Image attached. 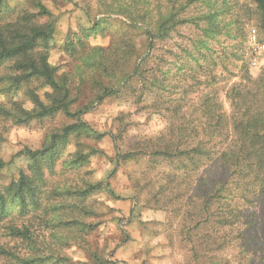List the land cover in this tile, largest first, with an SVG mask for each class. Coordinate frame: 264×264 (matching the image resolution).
I'll return each mask as SVG.
<instances>
[{
  "label": "rangeland",
  "instance_id": "374dc122",
  "mask_svg": "<svg viewBox=\"0 0 264 264\" xmlns=\"http://www.w3.org/2000/svg\"><path fill=\"white\" fill-rule=\"evenodd\" d=\"M2 1L8 11L1 8L0 25L24 14H36L37 2L51 13L55 29L46 49L47 62L56 79L66 84L70 112L89 107L80 115L82 122L99 134H115L119 139L114 142L106 136L95 141L72 136L54 172L45 175L39 210L31 209L23 218L14 209V227L27 226L35 234L34 243L13 241L7 236V224L2 226L5 220L0 223V247L11 248L21 257H42L45 264H209L212 260L216 264H264V199H252L253 194L261 196L260 187L234 191L230 205L237 211L236 217L225 212L228 203L223 206L220 199L200 218L187 209L178 191L184 188L191 195L198 189L207 197L213 194L211 187L198 183L196 172L185 184L168 181L176 174L174 166L154 161L149 151L136 149V145L141 147L145 140L160 135L165 126V119L153 106L156 100L148 97L143 104L138 103L150 78H136L118 99L97 101L103 88H115L145 55L141 24L134 26L126 17L111 13L110 0ZM225 1L243 33L228 40L225 37L226 43L212 44L220 55L215 66L185 64L181 50L189 47L187 39L194 37L189 25L178 26L169 42L157 46L159 71H171L156 108L178 105L187 110L213 89L227 114L226 95L233 85L245 84L246 76L251 82H264V36L256 26L253 0ZM97 21H103L102 26L83 37L82 30ZM77 39L82 45L73 53L67 46ZM83 60L94 62L85 68ZM182 63L187 67L185 73L178 70ZM18 75H12L7 67L0 68V162L8 164L0 175L3 186L26 169L28 162L19 152L41 149L49 135L75 122L60 112L25 119L22 111L34 107L30 96L34 94L48 104L50 90L35 79L10 86L9 78ZM210 75L215 76L214 82ZM126 153L139 154L131 160H117ZM80 157L87 159L67 165ZM97 183L107 186L114 196L99 191L83 200L75 195L58 197L62 189L82 190ZM199 220L203 223L198 227ZM59 221L75 225L66 228L55 224ZM200 237H205L201 245L197 243ZM0 264H13V260L0 255Z\"/></svg>",
  "mask_w": 264,
  "mask_h": 264
},
{
  "label": "trees",
  "instance_id": "16d2710c",
  "mask_svg": "<svg viewBox=\"0 0 264 264\" xmlns=\"http://www.w3.org/2000/svg\"><path fill=\"white\" fill-rule=\"evenodd\" d=\"M63 1L70 2V0ZM110 1L108 8L111 13L126 17L134 26L141 24L140 30L146 37V51L139 64L125 74L115 88L114 86L103 88L97 101L101 102L108 98L118 99L127 92V85L136 78L143 81L144 75L150 78L141 91L138 103L143 104L142 101L148 97L156 100L153 106L159 111L158 115L165 119V126L160 135L145 140L141 147L136 145V149L141 151L140 153L149 151L154 161L173 165L176 174L168 178V181L176 179L185 184L190 175L196 172L198 183L211 187L213 194L207 197L198 189L191 195H187L184 188L178 191V197L182 196L186 200L187 209L196 212L200 218L209 211L213 202L220 199L224 200L223 206L228 203L229 210L226 209L225 212L227 211L231 217H236L237 211L233 210L230 203L235 197L234 191L239 189L250 190V187H260L261 196L253 194L252 199H264L262 193L264 190V86H262L264 82L262 80L251 82L246 76L245 84L233 85L226 95L229 102L227 114L223 112L213 89L201 98L198 105L190 106L187 110H183L178 105L164 109L155 106L162 98L160 91L165 88L171 71L170 68L159 71L160 67L155 55L157 46L169 42L178 26L189 25L194 31V37L188 38L189 47L181 50L185 64L194 63L196 67H201L200 63L215 66L216 59H220L218 58L220 55L217 56L212 44L226 43L225 37L228 40L243 33L240 24L232 17L233 12L229 4L225 0ZM2 3L5 2L0 0V15L1 8H4V12L8 11L6 6L2 7ZM253 3L257 17L256 26L259 33L264 36V0H253ZM36 8V14H24L18 16L14 22L0 25V68H9L12 75L20 74L9 78L10 86L14 88L23 82L35 79L41 81L50 90L46 95L48 104L40 102L34 94L30 96L34 107L32 110L22 111L25 119H41L60 112L68 118L75 119V122L49 135L41 149L35 151L25 149L19 152V155L28 162L26 169L18 172L15 181L5 186L0 182V223L6 220L2 226L7 224L5 227L7 236L13 241L15 239L24 243H32L35 234L30 232L27 226L14 227V209L17 210L19 217L23 218L31 214L29 213L31 209L35 212L39 210V197L42 188L45 187V175L54 172L56 162L66 149L69 139L72 136L95 141L106 136L114 142L119 139L115 134H99L82 122L80 115L88 111L89 107L86 106L74 113L70 112L66 84L56 79L54 69L47 62L46 49L53 40L54 19L40 2H37ZM102 24L103 21H97L91 24L90 28L83 29V37H88ZM77 45H82L79 39L75 44L69 42L67 49L74 53ZM169 55L173 57L172 54ZM93 62L83 60V67L86 68ZM185 64L178 65V70L185 73L187 68ZM143 68L146 69L142 70ZM244 72L248 74V71ZM158 73L161 74L160 77ZM214 80L215 76L210 75V81L214 82ZM192 115H195L194 119L189 118ZM138 154L126 153L116 158L127 161L134 159ZM86 159L87 157H80L77 162L71 161L67 165L72 167ZM7 166V163L0 162V175ZM214 187L217 189L214 190ZM99 191L114 196L107 186L97 183L88 185L82 190L62 189L58 197L75 195L83 200ZM199 223L198 227L202 225L203 220H199ZM55 224L66 228L75 225L69 221H59ZM204 242L205 237L197 240L200 245ZM0 255L13 260V264L14 261L15 264L46 263L42 257L18 256L11 248L6 250L0 247ZM209 264L216 263L212 260Z\"/></svg>",
  "mask_w": 264,
  "mask_h": 264
}]
</instances>
